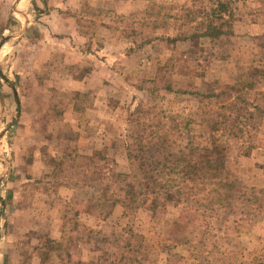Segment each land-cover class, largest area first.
<instances>
[{"label":"rangeland","instance_id":"obj_1","mask_svg":"<svg viewBox=\"0 0 264 264\" xmlns=\"http://www.w3.org/2000/svg\"><path fill=\"white\" fill-rule=\"evenodd\" d=\"M61 16L69 38L46 30ZM221 19L232 33L198 37ZM159 76L262 104L264 0H0V264H264V113L251 142L226 152L233 183L185 182L155 208L118 203L104 218L95 189L74 185L76 154L129 171L148 104L209 130L195 96L166 91ZM58 223L60 240L46 241L43 228ZM84 228L117 240L95 249L78 239Z\"/></svg>","mask_w":264,"mask_h":264},{"label":"trees","instance_id":"obj_2","mask_svg":"<svg viewBox=\"0 0 264 264\" xmlns=\"http://www.w3.org/2000/svg\"><path fill=\"white\" fill-rule=\"evenodd\" d=\"M218 6L223 9L225 4L219 1ZM230 27L227 19L208 20L198 37L213 40L224 33H232ZM180 73L187 75L186 72ZM158 79L163 82L162 87L166 91L194 95L199 108L209 113V130L204 133L198 130V124L192 118L176 120L165 117L162 110L154 104H148L145 116L136 122L137 158L127 173L117 172L111 166L107 167L109 159L105 156H73V172L77 173L78 179L74 185L95 189V205L98 206V214L102 218L107 217L118 203L125 206L133 203L142 206L149 202L150 206L155 208L161 204L160 194L176 191L185 182L222 179L233 183L234 180L226 176L222 168L226 152L232 143L239 145L245 140L251 142L250 131L256 129L254 112L259 115L264 113V90L260 92L263 101L261 104L235 98L223 89L203 92L186 88L174 90L169 79L161 76ZM186 86L188 84H185ZM159 89L160 86H153L148 89L149 95ZM198 137L202 140L198 145H194L193 142ZM99 159L103 160L104 164L99 165ZM83 231L84 236L78 239L86 237L90 243L94 238L95 249L101 247L96 243H102L103 247L117 240L104 236L95 237L94 233L99 232H93L89 228H84ZM46 241L51 242L48 238ZM124 257L121 255L119 261L125 259ZM128 259L125 264H132L133 258ZM109 264L112 262L109 261Z\"/></svg>","mask_w":264,"mask_h":264},{"label":"crops","instance_id":"obj_3","mask_svg":"<svg viewBox=\"0 0 264 264\" xmlns=\"http://www.w3.org/2000/svg\"><path fill=\"white\" fill-rule=\"evenodd\" d=\"M55 11H56L57 14H60L58 9H55ZM65 21L66 22L69 21L67 23H69L71 25L70 18H63L61 16L60 17V25H61L60 27H58V25H51V27H49V26L46 27V30L49 29V30H51V32L60 31L61 33H65L64 36L65 35H70L71 36L72 33L74 35V32H76L75 28H73V30H72L71 27H67L66 28V22ZM63 38H69V36H67V37L65 36ZM65 48H66V50L65 49L62 50V52L64 53V63H65V64L63 63V65H66V63H67V68H69V67H71V65H73V48H71L70 46L69 47H65ZM67 48L71 49L72 51L69 52V49H67ZM80 54H81V56H84L83 53L80 52ZM69 55H72V56H69ZM71 85H73V82L71 83ZM71 88H73V86H71ZM70 103H71L70 104L71 110H73V102L71 101ZM42 231L44 233H46L47 237H49V239L53 240L54 242L60 240V238H61V227H60L59 223L57 225L53 224L52 226H49V225L45 226Z\"/></svg>","mask_w":264,"mask_h":264}]
</instances>
